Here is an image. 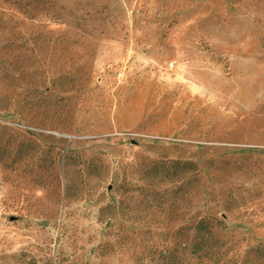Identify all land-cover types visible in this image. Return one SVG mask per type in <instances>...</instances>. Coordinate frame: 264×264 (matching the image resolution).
<instances>
[{
  "label": "rangeland",
  "instance_id": "rangeland-1",
  "mask_svg": "<svg viewBox=\"0 0 264 264\" xmlns=\"http://www.w3.org/2000/svg\"><path fill=\"white\" fill-rule=\"evenodd\" d=\"M0 157V264H264V0H0Z\"/></svg>",
  "mask_w": 264,
  "mask_h": 264
},
{
  "label": "trees",
  "instance_id": "trees-1",
  "mask_svg": "<svg viewBox=\"0 0 264 264\" xmlns=\"http://www.w3.org/2000/svg\"><path fill=\"white\" fill-rule=\"evenodd\" d=\"M3 158L0 157V161ZM224 222L217 220L215 223L210 222L206 218H201L195 222L193 227L192 238L189 243V251L193 258L198 260H203L207 258L213 263H218L220 260V249L217 247V242H215L216 230L221 228ZM257 251L264 249V244L257 246ZM169 253L166 250L165 255ZM154 264V262H151Z\"/></svg>",
  "mask_w": 264,
  "mask_h": 264
}]
</instances>
